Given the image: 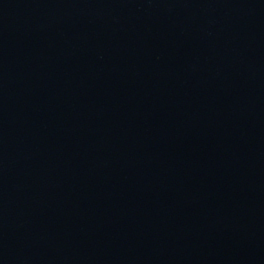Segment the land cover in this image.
I'll use <instances>...</instances> for the list:
<instances>
[{"label":"water","instance_id":"obj_1","mask_svg":"<svg viewBox=\"0 0 264 264\" xmlns=\"http://www.w3.org/2000/svg\"><path fill=\"white\" fill-rule=\"evenodd\" d=\"M0 264H264V0H0Z\"/></svg>","mask_w":264,"mask_h":264}]
</instances>
